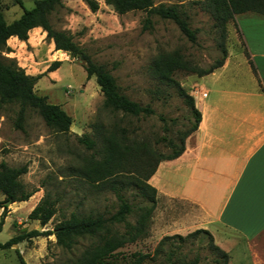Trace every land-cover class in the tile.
Masks as SVG:
<instances>
[{"label":"rangeland","instance_id":"1","mask_svg":"<svg viewBox=\"0 0 264 264\" xmlns=\"http://www.w3.org/2000/svg\"><path fill=\"white\" fill-rule=\"evenodd\" d=\"M19 1L22 7L16 0H0V12L7 23L18 19L23 9L34 7V0ZM91 1L98 5L95 13H91L82 0H64L62 8L48 18L51 27L72 35L73 41L91 61L103 65L112 75L122 95L141 106H149L153 115L132 117L104 109L99 88L94 78L86 79L83 63L69 54L55 51L53 43L46 39L42 30L32 34L24 45L15 43L12 53L1 54V57L14 59L29 76L43 74L51 63L60 62L54 79L51 81L42 77L35 85V92L45 97L48 103L58 105L71 118L68 133H54L30 109L25 112L21 129H17L18 105L0 104V162L15 168L25 166L27 172L20 181L27 192H33L31 202L16 206L19 211L15 218L25 219L29 204L35 207L45 194L55 202V215L46 226L38 227L39 232L52 231L56 224L72 213L108 218L120 205L117 193L132 206L127 222L133 225L140 208L147 205L137 187L127 185L113 191L101 182L88 184L83 179L85 177L78 174L80 167L86 162H99L106 139L113 138L127 149L131 165L112 178L140 179L157 165L155 173L160 163L156 164L158 159L174 150L168 141L178 145L179 137L189 129L193 120L186 104L176 96L174 87H167L152 77L150 67L153 60L160 54H177L189 68L206 70L221 58L219 30L198 0H152L153 6L177 5L190 29L196 32L194 44L179 34L170 21L152 17L151 28L142 31L145 13L129 12L119 16L102 0ZM228 49L232 58L229 35ZM47 74L44 77H48ZM197 78V75L181 71L174 74V79L192 97L195 109V98L206 97ZM193 84L197 88L191 92ZM164 128L168 129L167 133L163 132ZM82 136L93 142L92 149L78 143ZM166 168V165L162 168V174L167 172ZM150 178L146 184L158 186L162 181L156 178L164 177ZM119 187L116 186V189ZM154 200L155 208L147 223L146 236L119 250V261L134 253L148 255L144 264H189L194 260L197 264H215V260H220L210 248L206 236L186 238L196 231L199 221L196 207L173 201L157 191ZM2 206L3 197L0 195V209H3ZM5 206L10 208L12 204ZM12 231L7 222L1 229L0 243L7 242ZM174 236L186 239L180 242ZM165 237L172 239L159 247ZM212 238L214 245L227 254V264H264L263 255L248 250L237 235L223 232L216 233ZM33 240L36 244L28 246L30 253L35 256L34 252L39 254L42 248V254L37 260L33 257L30 260L32 264H71L89 245L88 241H79L68 252L55 245L53 235ZM9 250H0V262L17 263L16 253Z\"/></svg>","mask_w":264,"mask_h":264},{"label":"trees","instance_id":"2","mask_svg":"<svg viewBox=\"0 0 264 264\" xmlns=\"http://www.w3.org/2000/svg\"><path fill=\"white\" fill-rule=\"evenodd\" d=\"M64 0H34V7L31 10H24L22 15L11 23H7L0 12V104H16L19 107L16 119V128L21 129L26 110L30 109L36 112L43 120L46 127L57 134H66L69 132L72 124L71 118L58 106L48 103L45 97H40L35 92V85L45 76L46 73L56 71L60 62H53L49 65L45 73L38 76H29L19 68L14 59L1 57V54H10L12 50L7 46L10 38H16L20 42L26 43L28 33L39 28L46 35V39L54 45L55 51H61L69 54L74 59L83 63V69L86 73V79L94 78L97 87L101 93L104 109L111 112H120L132 117H150L153 110L149 106H141L129 100L119 92L115 79L106 70L103 65L94 64L89 56L73 41V36L66 32L55 31L50 23L49 16L58 8H62ZM106 6L112 8L117 15H124L129 12H143L146 17L142 21V31L151 28L152 17L160 20L172 22L187 41L194 44L196 42V32L190 29L187 21L181 16L177 5H158L153 6L152 0H102ZM91 13L98 11V5L91 0H82ZM16 3L22 7V3L16 0ZM198 3L210 14L219 30V48L221 58L206 70H198L186 66L177 54H160L157 56L150 67L153 78L167 87L172 86L176 90V96L182 100L190 111L193 120L189 129L185 131L178 139V145L168 141L169 146L174 150L166 156L158 159L156 164L161 161H169L178 158L183 150L186 138L197 130L200 122V113L194 107L192 97L188 96L181 85L174 79L175 72H186L191 74L209 75L214 70L220 68L226 58L224 48L225 22L233 20L236 15L243 13H256L264 16V0H198ZM237 29V28H236ZM238 32V29H237ZM243 53L253 74L256 75L254 64L247 51L242 38ZM164 128L163 132L167 133ZM78 143L87 149L93 148V142L87 137L82 136ZM106 146L102 159L96 163L86 162L80 167L79 175L85 177L88 184L103 183L109 185L113 191L121 190L130 185L137 187L139 194L146 199L147 205L140 208L138 218L133 225L127 222L128 216L132 214L133 208L117 193L120 205L117 211L108 218L102 216L93 217L91 215H78L72 213L68 218L63 219L54 226L52 231L37 232L31 231L22 236L11 238L7 242L0 244V250L9 249L22 240H30L38 237H48L53 235L55 245L63 250L71 252L79 241L89 242V245L81 254L73 260L71 264H144L148 255L134 253L124 257L121 261L117 255L119 250L126 245L135 243L147 234V223L155 208L154 195L155 189L146 184L147 180L154 173V168L142 178H112L120 174L127 165H131L127 158L123 146L115 139H106ZM27 168L9 167L5 162H0V195L3 197V212L0 215V232L5 217L6 203L26 202L33 195V192H27L22 185L20 178L26 174ZM116 186H120L116 189ZM55 202L51 201L48 194L39 200V203L29 213L27 219L31 222H37L40 227L46 226L55 215ZM203 235L208 238L209 246L218 255L215 264H227V254L220 250L213 243V238L209 232L196 230L186 236L193 238ZM180 242L186 238L174 236ZM172 238L165 237L159 247ZM20 264H24L22 261ZM189 264H197V260Z\"/></svg>","mask_w":264,"mask_h":264},{"label":"crops","instance_id":"3","mask_svg":"<svg viewBox=\"0 0 264 264\" xmlns=\"http://www.w3.org/2000/svg\"><path fill=\"white\" fill-rule=\"evenodd\" d=\"M37 31L41 29L28 33L27 42ZM240 37L256 75L244 56ZM15 43L24 45L10 38L7 46L13 50ZM224 48L226 58L220 68L205 76L194 74L206 94L205 98H195L200 113L197 130L186 138L178 158L159 163L153 176L164 178H156L161 185L151 186L161 196L196 207V230L207 231L212 237L231 232L248 250L260 252L264 258V16L249 12L226 21ZM56 72L43 78L52 81ZM195 87L193 84L191 92ZM165 165L167 172L162 174ZM18 204L5 206L2 227L7 222L11 225L9 240L39 232V224L27 219L34 206L29 204L25 219H19L15 218ZM2 212L0 209V215ZM32 243L36 244L30 239L12 245L9 251L16 253L17 263L2 260L0 264H32L30 260L42 254V248L39 254L34 252L35 256L30 253L28 246Z\"/></svg>","mask_w":264,"mask_h":264},{"label":"bare ground","instance_id":"4","mask_svg":"<svg viewBox=\"0 0 264 264\" xmlns=\"http://www.w3.org/2000/svg\"><path fill=\"white\" fill-rule=\"evenodd\" d=\"M59 54H62L61 52H59ZM62 56V55H61Z\"/></svg>","mask_w":264,"mask_h":264},{"label":"water","instance_id":"5","mask_svg":"<svg viewBox=\"0 0 264 264\" xmlns=\"http://www.w3.org/2000/svg\"><path fill=\"white\" fill-rule=\"evenodd\" d=\"M6 204H10V203H6Z\"/></svg>","mask_w":264,"mask_h":264}]
</instances>
